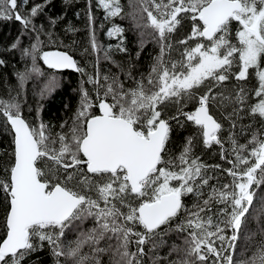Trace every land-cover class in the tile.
I'll list each match as a JSON object with an SVG mask.
<instances>
[{
    "label": "snow or ice",
    "instance_id": "snow-or-ice-1",
    "mask_svg": "<svg viewBox=\"0 0 264 264\" xmlns=\"http://www.w3.org/2000/svg\"><path fill=\"white\" fill-rule=\"evenodd\" d=\"M52 2L0 0V264H264V0H85L83 29ZM41 60L80 75L55 123Z\"/></svg>",
    "mask_w": 264,
    "mask_h": 264
},
{
    "label": "trees",
    "instance_id": "trees-1",
    "mask_svg": "<svg viewBox=\"0 0 264 264\" xmlns=\"http://www.w3.org/2000/svg\"><path fill=\"white\" fill-rule=\"evenodd\" d=\"M34 3H41L42 0H32ZM122 3H127V0H122ZM85 7V0H74L71 5H65L63 0H53L52 5H49L46 11L49 15H63L65 17V21H71L77 27L84 28L85 27V20L83 19V12L82 9ZM81 13V19H77L76 13ZM98 20L97 24L100 23L102 20L103 14L101 12L96 13ZM63 23V22H62ZM115 23H118L122 27H125L127 31L125 35L128 37L129 40V47L135 50V41H136V32L132 29L131 23L129 20H120L117 18ZM104 29L99 30L97 32L98 39L105 45H114L117 43L115 38H109L106 34L107 29L110 27V24L107 21H104ZM19 23L18 22H0V46L4 43L10 41L14 36H16L19 32ZM57 31L60 32L61 37L65 40V42H69L72 38L71 36L64 35L62 28L58 26ZM76 39L80 40L81 42H86L87 35L86 32L81 31L80 33L76 34ZM25 40L27 38L25 37ZM150 49H153L152 44H148L145 48V52L142 53V60L147 62V53ZM48 50H57L55 47H51ZM74 57L84 62V58L79 55L78 51H74L72 53ZM117 59H120V56H116ZM11 63L15 64L17 68L23 70L24 65L19 60V54L15 57L11 58ZM39 65L43 72L45 73L44 76L34 75L32 79L29 81L28 87L30 89L29 93V102L33 103L38 99V97L32 95V91H39L40 88L44 86L47 81L48 75L54 73L57 75L58 79V86L55 88L54 91L51 92L50 95L42 102L44 106L43 116L45 120H51L53 123L62 120L72 114V112L76 109L79 102V86H80V75L79 73L73 72L72 70H64L56 72V70H51L43 64V61H39ZM12 68L9 67L7 71L0 70V87L3 86L4 79L7 77L9 81L13 84L16 83L15 77L11 76ZM87 87V85H86ZM67 106V107H65ZM27 114V113H26ZM184 133L181 132V135ZM8 137L0 134V148L6 147V141ZM197 151L200 152L201 148H197ZM211 149L203 150L204 159L208 160V162H216L217 157L215 156H208L207 153L211 152ZM252 227H255V224H252ZM43 255V254H40ZM45 259L50 260V257H44Z\"/></svg>",
    "mask_w": 264,
    "mask_h": 264
},
{
    "label": "bare ground",
    "instance_id": "bare-ground-1",
    "mask_svg": "<svg viewBox=\"0 0 264 264\" xmlns=\"http://www.w3.org/2000/svg\"><path fill=\"white\" fill-rule=\"evenodd\" d=\"M47 67V66H46ZM52 70V69H51Z\"/></svg>",
    "mask_w": 264,
    "mask_h": 264
},
{
    "label": "flooded vegetation",
    "instance_id": "flooded-vegetation-1",
    "mask_svg": "<svg viewBox=\"0 0 264 264\" xmlns=\"http://www.w3.org/2000/svg\"><path fill=\"white\" fill-rule=\"evenodd\" d=\"M66 70V69H65Z\"/></svg>",
    "mask_w": 264,
    "mask_h": 264
}]
</instances>
